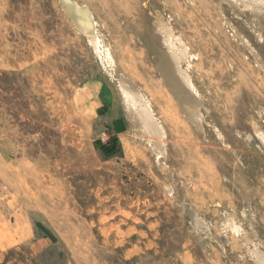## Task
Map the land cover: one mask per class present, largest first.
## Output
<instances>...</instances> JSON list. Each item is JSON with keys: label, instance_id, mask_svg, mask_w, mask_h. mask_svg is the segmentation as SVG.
Segmentation results:
<instances>
[{"label": "rangeland", "instance_id": "374dc122", "mask_svg": "<svg viewBox=\"0 0 264 264\" xmlns=\"http://www.w3.org/2000/svg\"><path fill=\"white\" fill-rule=\"evenodd\" d=\"M260 259L264 0H0V264Z\"/></svg>", "mask_w": 264, "mask_h": 264}, {"label": "bare ground", "instance_id": "6f19581e", "mask_svg": "<svg viewBox=\"0 0 264 264\" xmlns=\"http://www.w3.org/2000/svg\"><path fill=\"white\" fill-rule=\"evenodd\" d=\"M167 37V36H166ZM91 44L95 47V48H97V46H98V41L96 40V39H91ZM168 43V42H167ZM174 46V45H173ZM98 48H99V46H98ZM172 49V48H171ZM98 51V50H97ZM100 51V50H99ZM104 51H105V49H104ZM107 51H108V49H107ZM103 52V51H102ZM174 53H175V51H173ZM109 53V52H108ZM108 53H106V54H108ZM97 54H99V53H97ZM177 54V53H176ZM111 56V55H110ZM185 56V55H184ZM171 58H173V57H171ZM106 59H107V56H106ZM109 59H110V57H109ZM183 59V58H182ZM172 60H174V59H172ZM102 61H104V60H102ZM106 61V60H105ZM111 61V60H110ZM176 61V60H175ZM174 61V62H175ZM177 62V61H176ZM105 63V62H104ZM177 64L179 65V63L177 62ZM177 65H176V63H175V67H176ZM178 68H179V66H178ZM173 70V69H172ZM173 71H175L176 72V75L178 74L180 77H182V80H183V82H185V83H187V82H189V77L187 76V75H184L183 73H182V70H173ZM169 72V71H168ZM173 74L175 75V73L173 72ZM177 75V76H178ZM189 84H191V83H189ZM124 88V87H123ZM125 89V88H124ZM125 90H127V95H129L130 97H131V104L133 105V107H135V109L137 110V112L140 114V117H141V120L143 121V123L147 126V128H148V130H151V132H155L156 134L160 131V129H161V125L158 123V122H156L155 121V118H154V116L152 115V112H151V110H149V108L147 107V102L143 99V98H141V97H139L138 95H136V94H134V93H132V91L131 90H129L128 88H126ZM128 97V96H127ZM187 99V98H186ZM151 109V108H150ZM260 262L258 263V264H264V260L262 261L261 259L259 260Z\"/></svg>", "mask_w": 264, "mask_h": 264}]
</instances>
